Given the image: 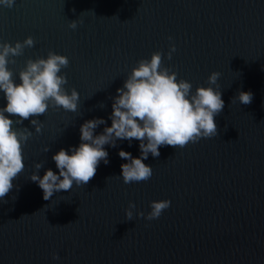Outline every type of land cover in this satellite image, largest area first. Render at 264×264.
Here are the masks:
<instances>
[{
  "label": "water",
  "instance_id": "obj_1",
  "mask_svg": "<svg viewBox=\"0 0 264 264\" xmlns=\"http://www.w3.org/2000/svg\"><path fill=\"white\" fill-rule=\"evenodd\" d=\"M75 19L82 23L73 30L68 24ZM26 36L35 44L15 57L13 73L48 50L65 55L64 87L75 88L80 100L76 112L50 107L37 117L39 134L30 120L17 125L33 135L23 146L25 170L8 202L0 203V264H264V0H15L11 9L0 6V42ZM170 43L176 51L168 60ZM154 51L193 92L208 86L211 72L221 73L218 136L160 147L159 157L143 161L153 169L151 179L132 184L117 177L127 162L118 151L139 157V141L117 140L104 146L109 163L101 161L87 185L44 200L28 178L33 164H43L40 176L46 169L58 173L53 154L79 145L85 120L104 119L96 134L110 126L116 89ZM239 91L253 94L249 105L231 102ZM5 104L0 92V107ZM162 199L171 205L158 219L135 216ZM129 201L136 205L132 221L124 211Z\"/></svg>",
  "mask_w": 264,
  "mask_h": 264
},
{
  "label": "clouds",
  "instance_id": "obj_2",
  "mask_svg": "<svg viewBox=\"0 0 264 264\" xmlns=\"http://www.w3.org/2000/svg\"><path fill=\"white\" fill-rule=\"evenodd\" d=\"M14 5L15 0H0L2 7L11 9ZM78 23L82 21L69 20L68 27L75 30ZM168 39L171 41L172 37ZM34 44L32 36H26L23 41L0 42V92L6 100V104L0 107V203L8 202L5 197L16 187L13 181L25 170L23 146L33 135L27 127L17 125L30 120L39 134L43 122L37 117L43 116L50 107L76 112L80 100L75 88L65 90L68 81L62 69L69 65L65 55L48 50L46 57L28 58L18 73H13L9 65H14L15 57L22 56L25 48H32ZM175 51V45L170 43L169 51L164 55L171 60ZM14 75L18 76L19 82L14 79ZM220 75L218 71L211 72L207 77L208 86H197L193 92L191 82L177 79V73L164 65L161 52H152L149 58H141L136 62L123 86L116 89L117 95L112 97L109 117L111 125L96 134L94 130L105 124L104 119L97 117L85 120L79 129V145L70 146L68 151L61 148L53 154L58 173L46 169L40 176L37 173L43 164L36 162L33 164L35 171L28 178L42 189L46 201L51 200L54 193H71L74 186L84 187L94 178L101 161L109 163L105 145L115 147L117 140L131 143L135 139L139 141L140 156L133 157L129 152L119 150V157L127 162L120 165L121 175L117 177L124 184L150 180L153 169L143 162L149 154L159 157L160 147L184 148L202 138L218 136L215 117L224 108L217 83ZM234 99L240 104L249 105L253 94L239 91L231 98V102ZM101 105L103 108V103ZM43 151H49V147L45 146ZM16 198V195L11 196L13 201ZM149 204L150 211L145 213L136 210L135 216L149 221L158 219L171 202L162 199L150 201ZM135 209L136 205L129 201L124 210L126 221L133 220ZM52 259L59 260L60 257L53 252Z\"/></svg>",
  "mask_w": 264,
  "mask_h": 264
}]
</instances>
